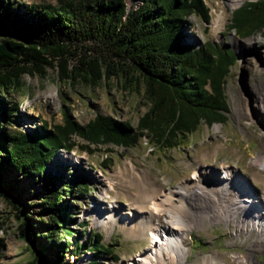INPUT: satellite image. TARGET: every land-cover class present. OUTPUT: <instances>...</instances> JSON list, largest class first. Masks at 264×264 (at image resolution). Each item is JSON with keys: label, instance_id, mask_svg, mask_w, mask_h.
<instances>
[{"label": "trees", "instance_id": "obj_1", "mask_svg": "<svg viewBox=\"0 0 264 264\" xmlns=\"http://www.w3.org/2000/svg\"><path fill=\"white\" fill-rule=\"evenodd\" d=\"M192 14L209 21L203 0H135L130 7L126 0H0V194L34 252L31 262L17 264H41L39 257L42 264H74L64 259L71 244L77 264L118 259L113 244L103 242L98 232H81L84 238L75 241L73 225L82 231L87 224L77 222L79 207L71 197L92 190L78 178L65 182L58 167L48 171L60 151L67 156L75 148L90 151L91 145L130 146L142 135L170 149L202 122L226 121L224 82L237 54L210 41H189L192 35L184 29L191 27ZM230 20L227 27L238 36L263 29L264 0L244 2ZM49 68L71 87H96L114 77L125 88H142L147 109L136 127L100 114L81 124L65 108L60 124L40 120L32 130H10L25 117L6 95L21 86L23 75L46 76ZM73 136L85 144L78 145ZM21 178L41 187L37 203L27 199ZM82 254H89L87 261L80 260Z\"/></svg>", "mask_w": 264, "mask_h": 264}, {"label": "rangeland", "instance_id": "obj_2", "mask_svg": "<svg viewBox=\"0 0 264 264\" xmlns=\"http://www.w3.org/2000/svg\"><path fill=\"white\" fill-rule=\"evenodd\" d=\"M17 1L24 4L39 2V0ZM42 1L54 2V0ZM203 1L209 9V21L206 22L200 16L192 14L188 18L191 27H186L184 31L192 35L188 40L195 41L197 45L210 41L223 49L230 48L237 54L224 82L228 105V111L225 113L226 121L214 122L210 126L202 122L190 137L182 138L179 146L170 149L160 148L152 143L149 136L142 135L135 145L130 146L91 145L90 151H80L75 148L67 156L60 151L59 157L53 158L48 163L49 172H54L57 167L61 169L59 176L65 182L78 178L79 182L90 184L92 191L71 197L73 204L79 207L77 222L85 221L87 224L86 229L82 231L78 225H73L77 230L75 241L84 238L80 236L81 232L84 234L91 230L93 233H100L103 242L113 244L112 249L118 256L116 261L108 258L102 260L103 264H126L128 258L148 245L149 228L144 234L136 236L116 223L113 224V221H110L113 224L111 230L103 224L92 221V208L98 201L112 202L114 199L116 205L123 208L132 198L122 191L119 176L116 175L120 168L125 169L133 164L139 171L147 169L149 175L166 190L168 187L177 189L195 170L203 171L200 175L208 180L209 184L212 182L216 184V178L224 175V166L231 171V176H227L229 187L238 186L242 189V186H245L247 194L253 192L254 196L264 190V179L261 182V177H257L255 173L262 171L264 177V171L251 163L252 158L264 154V28L248 36H238L234 29L227 27L234 10L244 2L254 0H239L234 7L230 6V0ZM126 3L130 7L135 4V0H126ZM217 14L221 15V19L216 28L214 22ZM6 98L17 104L22 117H25L19 122H14L10 130L29 131L38 126L40 120L47 121L48 126L60 124L63 122L65 108H69L70 115L81 124L100 114L115 117L136 127L138 119L147 109L142 88L136 90L125 88L114 77L101 81L96 87L81 83L71 87L69 84L61 83L57 78V71L50 68L46 76L23 75L21 86L10 90ZM1 123L3 124V121ZM72 140L78 145L85 144V141L78 136H73ZM105 146L110 151H107ZM106 156L111 158L104 163L102 160ZM88 164H91L92 169H89ZM127 170L132 172L131 169ZM21 180V184L26 186L27 199L37 203L41 187L37 183L29 186L26 180L22 178ZM131 189L136 191L137 187L132 186ZM103 191H107L108 194L103 195ZM225 193L228 196L229 192ZM188 194L190 197L186 196L182 209H178L189 220H192L193 213L198 217H203L206 213L212 214L210 212L216 206H223L224 211H229L228 208L224 209V205H229V201L223 200L220 192L215 200ZM192 196L195 198L194 203ZM244 208L248 207L244 205ZM219 210L222 211L220 208ZM233 214H236L237 220L241 217L238 209ZM0 221L2 222L0 235L3 237L0 264L31 262L34 256L32 247L19 235L13 209L1 194ZM187 226L190 227L185 243L189 249L184 264H198L205 255L215 258L217 264H239L236 256L239 254L248 256L250 251L257 264H264V242L259 243L255 233L251 231L243 232L245 227H240L241 225L239 228L242 230L238 235L235 231L238 225L232 217L227 221L205 217L201 219V223ZM73 250L74 245L71 244L65 253V261L80 263L75 260ZM88 256L89 254H82L80 260L87 261Z\"/></svg>", "mask_w": 264, "mask_h": 264}, {"label": "bare ground", "instance_id": "obj_3", "mask_svg": "<svg viewBox=\"0 0 264 264\" xmlns=\"http://www.w3.org/2000/svg\"><path fill=\"white\" fill-rule=\"evenodd\" d=\"M238 3L239 0H230L231 7L236 6ZM220 19L221 15L217 14L214 22L216 28L219 26ZM251 163L264 171V154L252 158ZM223 168L224 175L216 178V184H213V182L209 184V181L200 175L203 171L195 170L187 179L183 180L177 189L168 187L166 190L160 186L154 177L149 175L147 169L139 171L133 164H131V167H125V169L120 168L116 172V175L119 176V182L123 188L122 191L132 198L129 201L127 200L128 203L123 208L116 205L114 199L112 202L107 200L104 202L98 201L97 205L92 208V221L96 224H103L109 230L116 223L122 229L136 236L144 234L149 228L148 245L128 258L126 264H166L167 262L171 264H184L189 249V246L185 243V238L188 236L187 231L190 227L187 225L201 223V219L205 217L224 221L232 217V220L238 225L235 230L238 235L240 230H242L239 228V225H241L240 227H245L243 232L248 233L251 231L255 233L259 243H263L264 190L254 196L253 192H248L249 194H247V188L245 189V186H242V189L239 188V193L236 190L237 192L234 194L231 191L233 187H229L231 171L224 166ZM127 169H131L132 172ZM257 172L260 173V181L263 182L262 171ZM106 179L110 178L106 177ZM146 183L148 186H146ZM132 186L137 187L136 191H132ZM109 187H113V185H109ZM219 192H229L230 201L228 210H233L231 211L232 215L229 211L223 212L222 206H216L215 209L212 208L210 212L212 214L208 215L205 211L206 214L203 217H198L193 213L192 220H189L178 209H182L183 203L187 199L185 197H190L188 193H192L194 197L200 195L211 198L210 200H215ZM242 193L245 197H243ZM106 194H108L107 191H103V195ZM125 194L123 195L126 196ZM194 197L192 198V203H194ZM244 205L248 208L245 209ZM236 209L241 213L239 220L236 219V214H233ZM110 221H113V224ZM236 259L239 264H257L251 251L248 256L237 255ZM198 264L217 263L215 258L205 255Z\"/></svg>", "mask_w": 264, "mask_h": 264}, {"label": "water", "instance_id": "obj_4", "mask_svg": "<svg viewBox=\"0 0 264 264\" xmlns=\"http://www.w3.org/2000/svg\"><path fill=\"white\" fill-rule=\"evenodd\" d=\"M36 253V252H35ZM39 262L42 264V259L39 257Z\"/></svg>", "mask_w": 264, "mask_h": 264}]
</instances>
